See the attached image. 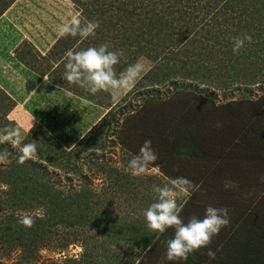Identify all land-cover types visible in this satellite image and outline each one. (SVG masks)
Segmentation results:
<instances>
[{
  "label": "rangeland",
  "instance_id": "374dc122",
  "mask_svg": "<svg viewBox=\"0 0 264 264\" xmlns=\"http://www.w3.org/2000/svg\"><path fill=\"white\" fill-rule=\"evenodd\" d=\"M54 1H44L43 6H41V0H17L0 18V89L15 102L14 108L6 118L3 117L4 112L2 111L4 110L1 109L0 127H20L23 136L22 143H30V139L31 142L37 143L46 137L45 131L47 134L49 133L53 137L52 140L56 144L54 145L57 149V153H51L50 158L55 155L53 159L57 162L54 166L48 165V174L52 175L54 180L60 182V184H56L58 190H89L85 192L93 193L92 202L98 204L95 211L96 219H103L104 224L107 222L123 223L125 225L142 223L146 227L143 212L154 202L155 194L152 191V186L166 183L167 177L160 166H156L158 169L156 172L150 171L141 177H133L127 171L128 161L135 155L130 148L131 144H122L118 140L122 124L125 122V116H122L121 112L117 113L116 115L120 122L118 124L111 123V126L108 123L110 121L108 119L111 117L105 118L106 121L104 117L111 110L112 112H118L122 109L129 111L126 107H123L130 101H132L133 107L137 109L142 104L141 99H146L148 96L146 94L147 91L151 90L159 94L160 98H168L167 101L165 100L164 105L166 114H178L183 105L180 106L177 103L180 101L179 94H176V90L170 85L174 78L162 83L158 82L167 73L171 72V69L166 70V67H169L168 64H170L171 68V63H173V68H177L179 71L174 81H177L178 87L183 89L184 94L189 93L191 96H196V94L201 96L200 92L207 94L206 91H208L212 97L214 96L217 104L220 105L229 101H238L245 96L260 101L264 98V77L262 78L258 75L264 74V51L262 52L260 48V50L254 52V44L246 42L239 54L234 55L232 50L233 40H231L229 45H220L213 52L207 50V54L204 53V50L197 53L192 50V47H187L189 51L186 53L183 48L177 47L173 48L172 52L170 50V58L161 54L158 55V61H152L145 56H138L134 52L139 45L131 46V50L128 51L125 48H120L118 45L120 39L110 38L112 32L107 30V18L103 19L96 14V11H94V14L92 12L95 4L94 0H60V2L55 4L57 6H54V8H56V11L60 9L62 23L68 22L73 16H78L77 11L80 10L79 7L81 5L83 12L80 13L79 17L83 13H89L90 20L88 21H98L99 28L96 29L94 36H89L86 39H82L79 36L70 37L66 43L68 48L66 53L62 57L52 56L54 62H57L56 66L51 64L56 67L53 70L64 67L68 59L66 55L68 51L76 52L83 48L99 47L105 43L109 45V49L112 51L123 50L124 52V55L120 57V63L116 66L117 73L123 71L129 64L141 59L145 65V71L141 78L126 94L120 95L116 99H113L110 93L104 92L91 95L84 89H78L79 87L76 85H71L66 80L64 81V73L63 77H59L58 73H50L51 76L45 77L34 72L33 65L36 60H34L32 55L28 54L27 48L23 46L26 40L17 39L21 30L23 31L25 28L31 29L32 26L34 28V24L30 22L29 15L33 17L34 22H38L39 17L42 16V21L40 20L37 24L41 23L44 31L52 29L54 19L52 15L47 14V11ZM122 1L125 4H129V9H133V5H130V0ZM176 1L173 5H175ZM215 1L183 0L182 5H176V9H181L184 13L186 11L187 13H192L191 17L194 19H199L198 16H200L198 23H201L202 17H206L208 13L219 12L221 6L228 3L227 0L221 1L218 4L219 7L215 10L213 7L216 4ZM251 2H254V0H248L249 4ZM255 2L258 6V11L253 10L252 13L257 15V19H259V17L264 16V0H255ZM166 4V0H149L143 3L138 1L136 5L137 7L141 6L140 9L147 12L148 16H154L156 15L155 13L159 12L164 17L165 22L164 24H155L156 27H161L162 25L168 27V25H171L169 24L171 23L169 16L172 15V12H175V6L165 10V13H161L166 8ZM206 4L208 6L204 9L202 6ZM194 7H198V9L194 10ZM236 12V21H228V25L232 28L231 30H236L238 22L240 27L245 24L244 20H240L241 16H239L237 10ZM184 13L181 12L180 16H184ZM175 17H178L177 14ZM219 18H221L220 15ZM260 20H262L261 24L264 27L263 18ZM225 24V19L223 18L218 23H213L212 27L215 28H211L212 33L216 35L219 31L217 30L216 32L215 29ZM201 26L202 24L199 25V29L204 32ZM43 30H41L40 34L34 30V38L41 40V48L36 49L38 52L40 50L46 52L47 50V46L44 43L45 36H42V34H45ZM32 32L33 29L31 32L27 30V36L31 37L33 35ZM46 33L50 32L47 31ZM117 34L118 32L116 31L115 36ZM228 36L233 35L229 33ZM60 37L58 34L57 40L59 42L64 38ZM49 38L51 40L55 39L56 34L49 35ZM260 42H264V36ZM209 43V45H214L213 41L209 40ZM183 45L185 44L183 43ZM17 48L23 49V54H16ZM64 49H66L65 45ZM262 49L264 50V47ZM193 52L194 56L192 55ZM41 54L43 55V53ZM44 55H48V52ZM243 58L247 59V64L244 63ZM235 60L241 61L243 63L242 66L250 67L254 65L252 68L256 75L255 80L258 81L254 82L253 86L245 87L241 85L239 91L231 93L228 91L231 89L232 80L238 79L236 69L232 67ZM24 61H27V65ZM184 63V69L181 71L180 67ZM158 65L165 70L164 73L160 72V67L157 68ZM52 75H56L55 78L58 83H61V86L52 82ZM184 75H187V78H183ZM152 77L154 82L150 80ZM236 85L238 84L233 83V87ZM136 94L139 95L136 96ZM89 96H92L93 100H89ZM168 103L171 104L169 105ZM184 107H186L185 104ZM6 120L8 122H5ZM32 125L33 128L31 127ZM217 127L220 126L218 125ZM108 128H111L108 136L99 134L102 139L98 140L99 146L95 150L83 149L82 140L88 133L97 132L98 129L107 131ZM31 133H34L33 138L28 136ZM92 145H97V141L93 142ZM1 146H3L2 151H9L7 159L0 161V176L4 178L5 174L10 173L13 169L12 163L17 159L18 149H14L8 143L1 144ZM42 147L41 143L40 148ZM45 147H43V151L46 150ZM59 147L66 149V152L61 154ZM72 149L79 153L76 157L71 151ZM61 159L63 161L59 163L58 161ZM31 160H38V156ZM47 164L49 162H46L45 165ZM76 168L80 172H69V170ZM210 171L211 173H209ZM78 172L80 174H77ZM209 172L206 178L214 185L209 191L210 199L204 193V191H208L204 189V186L202 188L195 187L190 196L178 201L180 218L186 223L190 217L194 216V208L190 206V202L193 200L196 203H202L198 210L202 215L205 212L204 208L208 206L217 208L220 206V208L228 209L229 224L236 227L243 219L250 221L253 211L256 210V204H254L255 202L251 203L252 200L249 194L255 195V201L264 196V175L261 176L260 184L251 187V191L248 192L247 188L249 187L245 178L240 177L223 183L224 171L210 169ZM219 176L221 177L219 178ZM11 189L12 186L0 182V262L5 264H142L143 257L150 251V249L144 251L140 236L133 237L134 234H126L125 236H113L112 238L106 237L103 232L97 230L95 221L93 223L91 220V225L94 224L92 228L75 229V233L67 232L61 226L59 229L50 228L42 240L40 231H35L37 234L34 236V226L18 230V233L8 232L6 229L7 225H18L17 221L11 216L19 217L22 214H30L33 217H40L44 213L42 207H34L30 202H26L27 205L23 209L12 208L11 202H8V199L10 200L8 193L11 192ZM229 193L230 197L227 196ZM226 227L222 228V231H226ZM29 233H32V236ZM155 234L157 236L160 235V233ZM153 249L151 247V250ZM154 252L156 253L152 252L149 257L144 259L145 261L149 259L150 262L148 261V264H160L166 250L160 253L156 248ZM164 264H183V261L164 260Z\"/></svg>",
  "mask_w": 264,
  "mask_h": 264
},
{
  "label": "trees",
  "instance_id": "16d2710c",
  "mask_svg": "<svg viewBox=\"0 0 264 264\" xmlns=\"http://www.w3.org/2000/svg\"><path fill=\"white\" fill-rule=\"evenodd\" d=\"M15 1L0 0V17ZM44 1L47 0H41V6H43ZM138 1L139 3H143L149 0H130V5H133V9H129V4H125L122 0H94L95 4L92 11L93 14L96 11V14L100 15L103 19L107 18V30L112 32L110 38L120 39L118 43L120 48L130 51L131 46L134 47L135 44L139 45L134 51L138 56H145L152 61H158V55L164 54L167 58H170V50L172 52L173 48L177 47L183 48L186 53L189 51L187 47H192V50L197 53L202 52V50H204V53L207 50L213 52L220 45H229L234 37L242 36L245 33L252 37L251 44H254V52L260 50V48L262 52L264 51L262 49L264 42H260L264 36V27L260 19L263 18L264 22V16L257 19V15L252 13L253 10L258 11L255 0L250 4L248 0H227L228 3L221 6L220 14L219 12L208 13L206 17L201 18V23H198L200 16H198L199 19H194L191 17L192 13H187V11L184 13L181 9H176V5H182L183 0H166V8L161 13H165V10L175 6V12H172V15L169 16L171 18V23L169 24L171 25H168V27L166 25L156 27L155 24H164V17L159 12L155 13L157 16H148L147 12L140 9L141 6L137 7ZM175 1L176 3L173 5ZM221 1L224 0L215 1L216 4L213 6L215 10L219 7L218 4ZM207 6L206 4L202 7L205 9ZM79 9V11L75 9L78 16L83 12L81 5ZM197 9L198 7H194V10ZM236 10L239 16H241L240 20H244L245 24L240 27V23L238 22L236 30H231L232 28L228 25V21H236ZM152 12L154 11L152 10ZM181 12L184 13V16H180ZM176 14L178 17H175ZM219 15L225 19L226 24L221 25L220 28L218 26L215 30L219 32L214 35L215 33H212L211 28H215L212 27L213 23H218L221 20ZM80 18L88 21L90 20V15L89 13H83ZM200 24H202L201 29H204V32L200 31ZM116 31L118 34L115 36ZM229 33H232L233 36H228ZM70 37H64L60 42L58 40L48 52V55H40L32 42L25 41L23 46L27 48L28 54L32 55L37 62H34L33 65L34 72L46 77L58 73L59 77H63L65 68L53 70L57 62H54L52 56L62 57L66 53L68 49L66 43ZM209 40L213 41L214 45H209ZM64 45L66 49H64ZM80 50H84V48ZM16 54H23V49L18 48ZM192 55L194 56V52ZM243 59L244 63L247 64V59ZM24 62L27 65V61ZM233 62L235 63L232 67L236 69L237 74H235L238 79L232 80L231 89L228 92L239 91L241 85L245 87L253 86L254 82L258 81L255 80L256 75L252 68L254 65L247 67L245 64V66H242L243 63L239 60ZM168 65L169 67H166V70L171 69V72L167 73L161 81H158L159 83L177 78L179 74L177 68H173V63H171V68L170 64ZM184 66L185 63L180 67L181 71L184 69ZM159 67L160 65L157 68ZM159 70L162 73L165 72L162 67ZM55 76L52 75V82L61 86V83H58ZM258 76L263 78L264 74H259ZM183 78H187V75H184ZM153 79V77L150 79L151 82H154ZM174 80L170 82V85L176 90V94H179L180 101L177 103L180 106L183 105L178 114H166L164 112V105L165 100L167 101L168 98H160L159 94L155 93L154 90L147 91V98L141 99L142 104L137 109L133 107V103L130 101L123 107H126L129 111L122 109L118 112H112V110L108 112L104 119L108 116L109 118L111 117L108 119L110 120L108 121L109 126H111V123L118 124L120 122L117 118V113L121 112V115L125 116V122L122 124L118 140L122 144L130 143V148L134 154H138L144 142L150 140L151 146L158 156L153 167L160 166L167 178L185 177L195 187L202 188L204 186V189L208 190L204 191L208 195V199H210L209 191H211L210 189L213 185L206 178L210 169L225 172V177L221 175L224 177L223 183L240 177L245 178L246 184L249 187L247 190L248 192L251 191L250 188L260 184L261 176L264 175V98L257 101L245 96L241 97L238 101H229L220 105L217 104L214 96L212 97L208 91H206L207 94L200 92V95L203 97L197 94L196 96H191L189 93V95L184 94L183 89L179 88L177 81ZM233 83L238 85L233 87ZM88 98L89 100H93L92 96ZM168 104L170 105L171 103ZM184 104L186 107H184ZM14 106V100L0 89V111L1 109L4 110L2 111L4 112V118L7 117ZM5 122L8 121L6 120ZM218 125L220 127H217ZM40 128L43 130L42 127ZM110 129L108 128L107 131L98 129L97 132L88 133L82 140L83 149L95 150L99 146L98 140L102 139L99 134L108 136ZM44 134L46 137L36 143L38 160H28L23 165H20L16 159L12 163L13 169L11 172L6 173L4 178L0 176L2 184L12 186L11 192L8 193L10 197L8 202H11L12 208L23 209L27 205L26 202H30L34 207H42V211L44 212L43 218L34 217V236L37 234L36 232L40 231L42 240L50 228L55 227L54 229H59L60 226L67 232L72 233H75L79 228L90 229L94 225H91V220L93 223L95 221L97 230L103 232L106 237L112 238L113 236H125L126 234H134L133 237L140 236L144 251L150 249L149 253H146L143 257L142 264L150 262L149 259L147 261L144 259L149 257L150 253H156L154 249L157 248L160 253L166 250L167 241L174 236L173 229L169 228L163 234L157 236L155 233L148 231L142 223H138V225L133 223L125 225L123 223L107 222L104 224L103 219H96L95 211L98 204L92 202L94 198L93 193L85 192L89 190H58L56 184H60V182L54 180L52 175L48 174V165L54 166L57 162L53 159L55 155L50 158L51 153H57L56 144L49 133L47 134L45 131ZM28 136L29 138L30 136L33 138L34 133ZM95 141H97V145H92ZM41 143L43 147L46 146L45 151L42 150L43 147L40 148ZM2 148L3 146L0 144V152H3ZM59 148L61 149L59 150L61 154L62 152H66V149ZM71 151L75 154V157L79 154L75 152V149ZM62 161L63 159L58 162L61 163ZM46 162H49V164L45 165ZM213 166L217 167L213 168ZM74 171L79 170L77 168L69 170L70 173ZM79 172L77 174H80ZM230 193L227 195L228 197H230ZM249 195L251 196V203L255 202L254 204H256V210L252 213V219L250 218V221L243 219L236 227L229 224L226 227V231L221 230L213 238L208 248L189 255L187 260H183V264H264V196L255 201V195L252 193ZM201 204L193 200L190 202V206L194 208V216L199 218H203L205 214L203 212L202 215L198 211ZM217 208H220V206ZM205 210L206 208H204ZM11 218H14L18 223L19 217H14L13 215ZM24 228L19 223L16 226L9 224L6 227L8 232L15 233ZM29 234L31 235L32 233ZM19 238L21 239V237ZM151 247L154 249L151 250ZM209 249L216 253L214 259L209 258L206 254ZM0 264L5 263L0 262Z\"/></svg>",
  "mask_w": 264,
  "mask_h": 264
},
{
  "label": "clouds",
  "instance_id": "9594fccd",
  "mask_svg": "<svg viewBox=\"0 0 264 264\" xmlns=\"http://www.w3.org/2000/svg\"><path fill=\"white\" fill-rule=\"evenodd\" d=\"M99 28L98 21L82 20L73 16L68 22L57 26L61 37H77L86 39L94 36ZM248 34L233 38V54L238 55L245 43H251ZM67 62L64 65V79L71 85H77L91 95L110 93L113 99L130 91L145 71L141 60L129 64L123 71L117 73L116 66L120 63L123 50L112 51L107 43L99 47H89L80 51H68ZM33 128V125L31 126ZM23 136L20 127L4 126L0 128V144L8 143L18 149L17 163L23 165L34 159L37 154L36 142L22 143ZM8 157L7 150L0 152V161ZM158 156L147 140L139 149V153L131 157L127 171L133 177H141L147 173L156 172L153 167ZM195 185L185 177L167 178L164 184H154V202L143 212L146 228L153 233L163 234L167 229H174V236L167 241L166 252L160 264L167 261H183L195 252L208 248L213 238L226 227L230 220L227 208L208 206L203 218L192 216L185 223L179 216L178 201L191 195ZM43 218V215L40 216ZM35 219L30 214L19 216L18 223L25 228H31ZM214 259L216 253L210 249L206 253Z\"/></svg>",
  "mask_w": 264,
  "mask_h": 264
},
{
  "label": "crops",
  "instance_id": "0c3cea01",
  "mask_svg": "<svg viewBox=\"0 0 264 264\" xmlns=\"http://www.w3.org/2000/svg\"><path fill=\"white\" fill-rule=\"evenodd\" d=\"M17 1V0H16ZM58 2H60V0H55L54 1V3L51 5V6H49L48 7V11H47V14H50V15H52V18L54 19V21H53V23H52V29H50V30H47L48 32H50V33H46L47 31H44L43 30V26H42V24L40 23L39 25L37 24V23H39V21L41 20L42 21V16L41 17H39L40 19H39V21L38 22H34V19H33V17L32 16H30L29 15V18L31 19V23H33L34 24V28H33V26H32V28L30 29V28H25V29H23V31L21 30L20 31V33H18V40H26V41H30V42H32V44H33V46L35 47V49H40L41 48V45H40V43H41V40H37V39H35L34 38V30H36V32H38L39 34L41 33V30H43L44 31V33L45 34H42V36H45V41H44V43L46 44L45 46H47V50H46V52L44 51V50H40L39 52H41V53H43V55L45 54V53H47V52H49L51 49H52V47H53V45L58 41L57 39V35H58V31H57V26L58 25H60V24H63L62 23V21H61V19H62V13H61V11H60V9H57V11H56V8H54V6H57V5H55L56 3H58ZM15 3V2H14ZM13 5V4H12ZM39 5V4H38ZM11 8V7H10ZM5 14V13H4ZM3 14V15H4ZM2 15V16H3ZM1 16V17H2ZM0 17V18H1ZM33 29V32H32V36L31 37H28L27 35L28 34H26V31L27 30H29L30 32H31V30ZM51 32H56V33H51ZM54 35V34H56V38L54 39H50L49 38V35ZM61 38V37H60ZM44 46V47H45ZM18 49V48H17ZM16 49V50H17ZM37 51V50H36ZM33 52H34V50H33ZM40 53V54H41ZM31 56V55H30ZM41 76H43V75H41ZM46 77V76H45Z\"/></svg>",
  "mask_w": 264,
  "mask_h": 264
}]
</instances>
